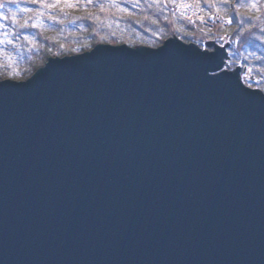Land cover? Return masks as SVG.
<instances>
[{
	"label": "water",
	"instance_id": "obj_1",
	"mask_svg": "<svg viewBox=\"0 0 264 264\" xmlns=\"http://www.w3.org/2000/svg\"><path fill=\"white\" fill-rule=\"evenodd\" d=\"M101 44L0 80V264H264V93L227 45Z\"/></svg>",
	"mask_w": 264,
	"mask_h": 264
},
{
	"label": "trees",
	"instance_id": "obj_2",
	"mask_svg": "<svg viewBox=\"0 0 264 264\" xmlns=\"http://www.w3.org/2000/svg\"><path fill=\"white\" fill-rule=\"evenodd\" d=\"M173 0H77L73 15L60 20L44 17L37 4L0 0V24L13 35V43L23 48L32 61L30 73L47 56L81 52L96 43H125L131 46H157L170 36L185 42L209 35L193 28L169 10ZM49 3L50 0H45ZM203 12H215L231 19L229 25L216 24L212 32L225 33L255 66V76L264 91V0H191ZM255 7H249V5ZM28 8L27 12H18ZM89 8V9H88ZM16 12L15 21L11 13ZM8 16L9 19L3 17ZM53 20V21H52ZM62 20V21H61ZM61 21V22H60ZM26 24L25 27H20ZM32 25H36L33 27ZM23 38L18 43L17 38ZM25 37L40 44L39 52ZM26 40V41H24ZM14 77L13 74L7 73Z\"/></svg>",
	"mask_w": 264,
	"mask_h": 264
},
{
	"label": "rangeland",
	"instance_id": "obj_3",
	"mask_svg": "<svg viewBox=\"0 0 264 264\" xmlns=\"http://www.w3.org/2000/svg\"><path fill=\"white\" fill-rule=\"evenodd\" d=\"M23 2L27 3H33L37 4L39 8V12L43 14L44 17H57L59 18V15H64V17H70L73 15V12L76 8L74 5L77 0H50L49 3L45 2V0H22ZM66 3H71L73 7H62V5ZM49 5H54L53 7H49ZM89 9V8H88ZM60 20V18L58 19ZM53 21V20H52ZM62 21V20H61ZM60 21V22H61ZM195 29L203 32L204 30L201 28H198L197 26H193ZM230 39V38H229ZM203 42H210L205 41V39H201ZM13 35H11L8 31L3 30L1 24H0V80L1 79H14V80H26L29 78L32 73H30V62L32 61L31 56L27 54V52L24 51L23 48H20L17 46V43H13ZM16 42L20 43L23 41V38H17L15 40ZM26 41V40H24ZM27 44H33L34 48L38 50L40 49V44L33 39H27ZM231 44V46H230ZM227 47V53L229 54V51L233 53V57L240 56V53H243V51L237 47L234 42L230 43ZM201 46H204L200 43ZM235 49H233L234 47ZM214 48V47H213ZM209 49V50H213ZM244 55V54H243ZM246 58V56L244 55ZM247 59V58H246ZM248 60V59H247ZM249 61V60H248ZM254 66V65H253ZM255 68V66H254ZM256 70V68H255ZM241 72V68L239 70ZM7 73L13 74L14 77H11L9 75H5ZM256 85L260 87L258 83V78L256 77V80H254ZM264 93V91H263Z\"/></svg>",
	"mask_w": 264,
	"mask_h": 264
},
{
	"label": "built area",
	"instance_id": "obj_4",
	"mask_svg": "<svg viewBox=\"0 0 264 264\" xmlns=\"http://www.w3.org/2000/svg\"><path fill=\"white\" fill-rule=\"evenodd\" d=\"M174 11L177 14H180L187 18L188 22L199 26L201 28L212 25L216 22H224L228 23L226 18L218 16L216 14H203L191 6L187 0H179ZM214 42L218 45H224L229 42V38L227 35H218L214 38ZM235 67L241 68V78L244 82L253 78L251 73V65L245 61L243 56H239V58L233 62L228 57L224 59L223 68L228 70H233Z\"/></svg>",
	"mask_w": 264,
	"mask_h": 264
},
{
	"label": "bare ground",
	"instance_id": "obj_5",
	"mask_svg": "<svg viewBox=\"0 0 264 264\" xmlns=\"http://www.w3.org/2000/svg\"><path fill=\"white\" fill-rule=\"evenodd\" d=\"M122 47L124 49H126V50H131L133 52L140 53V54H144V53L150 51V49H148V48H142V47H137V48H132L131 46H128V47L122 46ZM103 48H104L103 44H100L99 43V44H96L93 49L102 50ZM87 51H89V50H87ZM87 51L80 52V53H74V54H67V55H64V56H59V58L57 57L58 59L53 58V60L55 62H58V61H60V60L63 59V60L69 61L70 63H75V64H78V65H82V66L87 67V65H85V63H82V59L85 56H87V55L90 54V52H87ZM197 52H199V51L197 49H194L189 54H194V53H197ZM223 64H224V59H223V62H222V66H223ZM88 69H91V68H88ZM44 72H45V68L41 67L39 69V73H44ZM27 81H29V80H27ZM5 82H7V80L0 81V83H5ZM249 84L250 83H245V86L248 87V88H250V89H253L254 86L253 85L248 86ZM7 92H9V91H7Z\"/></svg>",
	"mask_w": 264,
	"mask_h": 264
},
{
	"label": "snow or ice",
	"instance_id": "obj_6",
	"mask_svg": "<svg viewBox=\"0 0 264 264\" xmlns=\"http://www.w3.org/2000/svg\"><path fill=\"white\" fill-rule=\"evenodd\" d=\"M10 3H15V0H10ZM53 6L54 5H49V7H53ZM62 7H73V5L71 3H66V4L62 5ZM249 7H255V5L254 4L253 5H249ZM17 11L18 12H27V11H29V9L28 8H20L19 5H17ZM3 18L4 19H9L8 16H5ZM15 18H16V12H12L11 13V19L13 21H15ZM50 18L51 19H55L56 17H50ZM25 26H26V24H21L20 25V27H25ZM32 26L35 27L36 25H32ZM25 39H28V37H25ZM3 87H9V86L5 85ZM3 87H0V89H3Z\"/></svg>",
	"mask_w": 264,
	"mask_h": 264
}]
</instances>
